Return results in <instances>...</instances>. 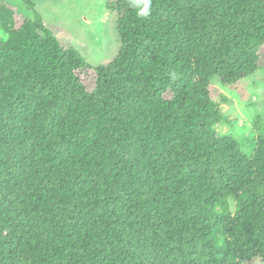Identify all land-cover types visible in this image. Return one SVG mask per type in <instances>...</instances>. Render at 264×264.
Returning <instances> with one entry per match:
<instances>
[{
  "label": "trees",
  "instance_id": "16d2710c",
  "mask_svg": "<svg viewBox=\"0 0 264 264\" xmlns=\"http://www.w3.org/2000/svg\"><path fill=\"white\" fill-rule=\"evenodd\" d=\"M0 0V264L264 263V119L216 131L259 66L264 0H109L120 48L87 66L31 0Z\"/></svg>",
  "mask_w": 264,
  "mask_h": 264
},
{
  "label": "rangeland",
  "instance_id": "374dc122",
  "mask_svg": "<svg viewBox=\"0 0 264 264\" xmlns=\"http://www.w3.org/2000/svg\"><path fill=\"white\" fill-rule=\"evenodd\" d=\"M6 1L16 10L18 21L30 16L22 0ZM31 1L62 45L80 52L87 64L80 70L81 78L89 88L92 87L94 70L89 66L110 62L120 48L115 13L107 8L109 0ZM5 38V33L0 30V41ZM212 83L228 98L220 105L224 120L216 125V131L234 136L241 150L251 156L255 147L253 123L256 118L264 119V48L260 51L256 71L239 85L224 87L216 79ZM250 264L264 263L255 258Z\"/></svg>",
  "mask_w": 264,
  "mask_h": 264
},
{
  "label": "clouds",
  "instance_id": "9594fccd",
  "mask_svg": "<svg viewBox=\"0 0 264 264\" xmlns=\"http://www.w3.org/2000/svg\"><path fill=\"white\" fill-rule=\"evenodd\" d=\"M130 7L140 18H147L152 13V0H130Z\"/></svg>",
  "mask_w": 264,
  "mask_h": 264
}]
</instances>
